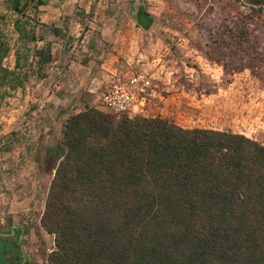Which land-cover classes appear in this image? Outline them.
<instances>
[{
	"label": "rangeland",
	"instance_id": "obj_1",
	"mask_svg": "<svg viewBox=\"0 0 264 264\" xmlns=\"http://www.w3.org/2000/svg\"><path fill=\"white\" fill-rule=\"evenodd\" d=\"M44 1L37 13L26 11L30 24L38 21L35 30L52 42L44 77L23 60L24 85L0 83V236L19 235L7 247H19L20 264H48L55 247L40 218L63 124L95 108L117 77L142 71L151 79L152 94L140 115L239 132L264 145V0ZM138 5L154 20L149 29L136 22ZM0 12L10 46L2 66L12 69L17 14L4 5ZM52 25L63 28L64 38L50 32ZM243 31L248 41L238 44ZM5 245L0 238V264H16L2 253Z\"/></svg>",
	"mask_w": 264,
	"mask_h": 264
},
{
	"label": "trees",
	"instance_id": "obj_2",
	"mask_svg": "<svg viewBox=\"0 0 264 264\" xmlns=\"http://www.w3.org/2000/svg\"><path fill=\"white\" fill-rule=\"evenodd\" d=\"M45 4L0 0L17 14L12 69L2 66L10 46L0 26V83L9 89L24 85L23 60L44 77L53 59L52 42L26 14ZM114 116L97 108L70 115L52 148L57 163L40 218L54 236L48 264H264L263 144L160 116ZM16 237L0 236L2 253L20 264L19 247H7Z\"/></svg>",
	"mask_w": 264,
	"mask_h": 264
},
{
	"label": "built area",
	"instance_id": "obj_3",
	"mask_svg": "<svg viewBox=\"0 0 264 264\" xmlns=\"http://www.w3.org/2000/svg\"><path fill=\"white\" fill-rule=\"evenodd\" d=\"M151 90V79L142 71L117 77L100 93L95 108L116 116L138 115L145 110Z\"/></svg>",
	"mask_w": 264,
	"mask_h": 264
},
{
	"label": "water",
	"instance_id": "obj_4",
	"mask_svg": "<svg viewBox=\"0 0 264 264\" xmlns=\"http://www.w3.org/2000/svg\"><path fill=\"white\" fill-rule=\"evenodd\" d=\"M135 17L137 24L143 29H149L154 23L153 18L146 13L141 5L136 7Z\"/></svg>",
	"mask_w": 264,
	"mask_h": 264
}]
</instances>
